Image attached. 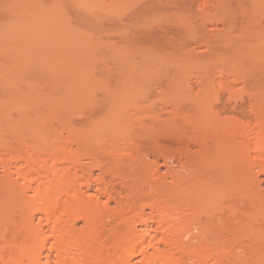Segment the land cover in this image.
I'll return each mask as SVG.
<instances>
[{
  "label": "bare ground",
  "instance_id": "1",
  "mask_svg": "<svg viewBox=\"0 0 264 264\" xmlns=\"http://www.w3.org/2000/svg\"><path fill=\"white\" fill-rule=\"evenodd\" d=\"M27 1L16 11L18 14L24 10L26 14L20 13L26 19L16 27L21 30L31 27L28 33H20L24 40L34 29L28 22L31 19L45 23L44 27L51 24L50 30L59 24V31L63 32L61 28L68 18L65 2L63 5L61 0H53L47 5L41 2L43 0ZM22 20L14 16L10 22ZM15 30L8 34L17 38L19 31ZM64 66L59 73L63 79L68 77L65 78L68 95L65 100L76 107L73 114L78 111L83 116L89 107L92 110L100 106L104 118L92 122L91 128H95L92 132L90 129L74 133L68 121L69 124L64 125L70 134L69 144L63 145L65 149L61 145L58 147L57 142L52 144L54 148L50 142L49 146L43 144L52 149V153H48L54 154L52 162V157L49 158L52 164L46 162L48 158H42L44 163L37 158L41 165L35 164L31 156H27L26 161L17 147L9 145H15V132L7 133L11 128H7V132L2 130L4 133L0 131V147L4 148L0 150V264H264V97L250 101L247 111L245 105L240 106L239 114L249 113L245 123L237 114L227 115L225 106L220 108L218 97H183L165 104L167 116L163 130L166 131L162 134V145L178 144V154L166 155L164 164L154 159L151 171L146 164L153 178L161 174L163 168L165 170L160 184L157 177L152 179L147 173L153 182L148 181L146 186L150 184L147 187L157 192L158 199H152L147 205L150 214L142 209L130 215L132 207L126 208L124 202L125 209L122 204L119 210H109V201H102L103 190L112 195L116 188L110 192L107 189L109 181L103 176L95 180L94 171L106 173L114 167L113 179L115 175L125 176L127 173H122L123 170L128 171L127 176L137 178L134 171L138 175L139 170L145 169L140 164L137 165L139 170H134L132 165V171L127 169L133 158V163L135 158L140 159L136 146L135 151L131 150L137 156L124 154L129 151H124L129 143L125 131L132 126L134 115L127 116V108L123 104L118 107L120 102L116 98L117 106H114L117 108L109 105L112 92L110 96H105L107 93L100 96L103 100L99 104L98 94L105 92V86L100 85V81V84L84 81L74 74L75 69L70 71ZM71 79L79 81L72 84ZM240 109L233 111L238 113ZM37 126L32 129L36 131H32V135L38 137L39 143L40 138L46 139L47 131L43 134L39 131L40 124V128ZM6 137L14 139L9 143ZM47 138L58 141L61 137L58 133L55 139ZM73 143L76 150L71 147ZM125 156L133 158L127 163L123 161ZM21 158L30 170L24 171L25 163H20ZM85 159L90 162L86 163ZM79 173L85 174L82 184L78 183ZM121 178L128 179L127 184L118 180L129 187L126 189L131 196L130 191L134 193L136 187L135 179H131L132 184L129 178ZM93 182L100 187L96 194L90 193ZM107 216L116 220L110 226L105 221Z\"/></svg>",
  "mask_w": 264,
  "mask_h": 264
},
{
  "label": "rangeland",
  "instance_id": "2",
  "mask_svg": "<svg viewBox=\"0 0 264 264\" xmlns=\"http://www.w3.org/2000/svg\"><path fill=\"white\" fill-rule=\"evenodd\" d=\"M23 1L0 0V131L7 132L6 130L11 128L7 133L14 131L17 141L13 140L15 145H9L17 147L23 158L31 156L35 164L41 165L42 158H48L46 162H49L51 157L50 161L53 160L54 154H48L52 153V149L46 147L47 150L44 151V143L47 146L49 142L51 145L57 142V146L61 145L63 149L64 144H69L70 134L67 128L64 129L68 121L72 124L70 128L74 129V133L90 129L92 132L95 129L91 128L92 122L104 118L103 108L99 109L100 106H95L92 110L89 107L90 110L86 109L88 112L83 107L84 113L87 112L83 116L78 111L75 112L77 115L73 114L76 107L71 101L65 100L68 98L65 78L68 77L63 79L59 73L64 64L70 71L75 69L74 74H78L77 77L80 75L84 81L101 83L100 85L107 88H104L105 92H99V104L102 103L104 93H107L105 96H110L112 92L109 105L116 107L117 99V102H120L118 107L123 104L127 108V116L134 115L131 118L132 126L125 131L129 146L126 145L124 151H129L124 154H131L132 150L135 151L138 147L136 151L139 155H135L136 152L132 154L140 159L135 158L133 163L132 155V160L128 159L129 155L123 158L127 163L132 161L129 165L126 163L129 171L137 168L139 164L141 168L148 165L151 171L154 159L164 164L163 161L168 155L178 154V144L173 142L170 146L164 143L166 146L162 145V134L166 131L163 130L166 129L165 108L169 102L183 97H218V104L221 109L225 106L227 115L237 114L245 123L249 113L239 114L240 106L247 107L250 101L260 98L262 100L264 97V0H61L63 5L65 2L64 8L68 17L65 18L67 20L65 25L63 24L64 28H61L63 32L59 31V24H52L55 26L53 32V29L49 28L51 24L44 27L45 23L36 19L29 20L27 17L34 28L27 40H24L20 33H28L31 27L25 26L24 30L16 27L23 24L22 19H26V16H21L26 15L24 10L18 11H22L21 14L16 12L26 4V0L24 4ZM52 1L41 2L50 5ZM14 16L22 22H10ZM5 26L9 27L7 29H10L11 33L13 29H18L17 38L16 35H9L7 29L3 30ZM50 32L54 33V36L49 34ZM71 82L76 84L73 79ZM230 99L231 102H228ZM237 108L240 109L238 113L234 112ZM244 110L247 111L248 107ZM36 126L43 134L47 131L44 138L48 140L40 138L42 143L40 140L38 143V137L32 135V131L36 132L32 130ZM58 133L61 138L57 141L55 138ZM46 135L55 139V142L50 141ZM53 135H56L55 138ZM135 143L139 144L133 145ZM52 146L54 148L55 145ZM71 147L73 150L77 149L74 143ZM126 147L130 149H125ZM1 149L4 148L0 147ZM23 158L20 162L22 165L25 163ZM37 158H40L38 161L41 162L38 163ZM85 161L90 162L89 159ZM24 165V171L30 170L27 164ZM130 165L135 167L130 168ZM146 169L145 167L139 170L138 175L134 169V176L137 178L129 175L128 177V171L123 170L122 173H127L125 176L115 175L113 179L114 167L111 172L94 171L95 180L103 176L109 181L107 189L109 188L110 192L113 187L116 188L111 192L112 195L103 190L106 195L103 194L102 201H109L111 212L121 209L124 202L126 208L132 207V212H127V217L129 214L140 213L142 209L150 214L147 205L152 199H158V196L155 197L157 192L154 193L147 187L150 184L146 186L148 181L153 182L149 180ZM163 171L164 168L161 174L156 175L159 184L164 175ZM120 172L116 173L122 175ZM33 174V177H36V174ZM83 175L85 174L79 173L77 177L79 184L85 180ZM121 177L129 178V182L132 178L135 179L136 187L134 193L130 191L131 196L127 190L129 187L123 185L128 183V179ZM151 178L154 179L153 176ZM118 179L126 183L122 184ZM98 187L93 182L90 193L96 194L100 188ZM119 196L126 199H117ZM116 199L120 203H117ZM128 203L130 204L127 205ZM113 219L106 217L108 226L116 221ZM82 226L83 224L80 225ZM153 228H156V225L153 224Z\"/></svg>",
  "mask_w": 264,
  "mask_h": 264
}]
</instances>
